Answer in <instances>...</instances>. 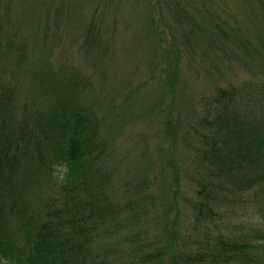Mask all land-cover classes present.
<instances>
[{"label": "rangeland", "instance_id": "374dc122", "mask_svg": "<svg viewBox=\"0 0 264 264\" xmlns=\"http://www.w3.org/2000/svg\"><path fill=\"white\" fill-rule=\"evenodd\" d=\"M64 111L87 118L101 188L88 264H232L220 240L264 262V3L0 0V113L24 132L0 238L20 255L79 185L53 149ZM231 144L252 162L217 163Z\"/></svg>", "mask_w": 264, "mask_h": 264}, {"label": "trees", "instance_id": "16d2710c", "mask_svg": "<svg viewBox=\"0 0 264 264\" xmlns=\"http://www.w3.org/2000/svg\"><path fill=\"white\" fill-rule=\"evenodd\" d=\"M260 3H264V0H260ZM80 114L78 112L77 115ZM77 115H74L72 111L55 113L51 122L54 121L56 128L53 145L56 160L67 166L65 179L70 181L76 178L79 185L66 183L71 187L64 188L65 192L56 199L57 205L48 206L47 220L34 223L27 228V246L23 255H20L19 249L10 242L0 238V264H88L86 246L92 243L90 240L92 227L88 229V224L90 221L94 227L97 221L103 218V214L99 213V207L96 205L99 200H95L100 197L101 188L99 184L93 187L94 179L89 178L93 174L90 166L80 164L81 158L87 155L91 144L90 133L84 134L83 125L81 126L87 118L83 116L82 120ZM23 133L16 132L12 123L8 122L6 125L0 113V188L13 176L15 165L17 168L18 146L23 144ZM260 145L261 143H258L256 146ZM247 152V149L243 151L240 147L234 149V144H231L227 153L221 152L214 157V160L218 159L217 163L226 169H231L240 161H247L244 160L246 156L249 160L251 157L252 162L253 154L251 153L250 156ZM51 168V166L40 165L35 172L44 176L48 175ZM89 179L91 183H88ZM96 179L99 178L96 177ZM218 246L220 252L228 251L231 254L228 259L235 264L234 260L242 247L226 244L223 240L218 242ZM222 261L225 264L226 260ZM251 264H259V262Z\"/></svg>", "mask_w": 264, "mask_h": 264}]
</instances>
